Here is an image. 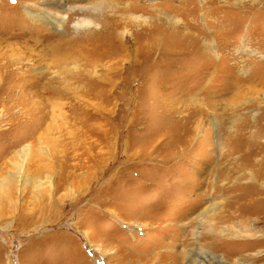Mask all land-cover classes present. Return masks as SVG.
I'll use <instances>...</instances> for the list:
<instances>
[{"label": "rangeland", "instance_id": "obj_1", "mask_svg": "<svg viewBox=\"0 0 264 264\" xmlns=\"http://www.w3.org/2000/svg\"><path fill=\"white\" fill-rule=\"evenodd\" d=\"M91 1L101 12L134 2L115 12L123 23L163 20L149 10L168 9L166 21L184 24L165 40L178 56L168 70L118 74L100 104L86 102L80 70L55 64L59 35L24 22L36 0H0V264H220L211 253L264 264V0ZM193 35L216 57L199 56ZM47 82L62 100L32 112L16 103L51 95ZM222 172L238 186L216 196L230 186Z\"/></svg>", "mask_w": 264, "mask_h": 264}, {"label": "bare ground", "instance_id": "obj_2", "mask_svg": "<svg viewBox=\"0 0 264 264\" xmlns=\"http://www.w3.org/2000/svg\"><path fill=\"white\" fill-rule=\"evenodd\" d=\"M38 1L41 2L39 3ZM230 1L231 0L227 2L230 3ZM251 1L255 3L257 0H251ZM87 2H92V1L91 0H36L35 3H37L38 6L31 7L29 9L26 8L22 12V16L26 20L24 22H33L38 24L47 23L59 35L56 43H54L51 46V51L55 58V64L57 66L62 64L64 65V67L68 66L69 68L71 67L70 65H72L73 67L70 69L80 70V75L83 77L81 80L84 83V90L82 92L81 97L85 99L86 102L96 101L100 104L102 98L107 97V96H103L107 93L106 89L116 84L113 78L118 74L128 73L131 71H135L137 69H140V71L141 70L147 71L153 69L154 72L156 70L162 71V70L170 69V67H168L169 63H167L169 57L173 56L172 59H176L178 55L169 53L167 51L169 49L167 46H165V40L168 38L169 35H175V36L179 35V32L180 30H182L184 24L182 26H176L175 21L177 20L174 21V18L167 19L166 21L165 17L167 16L165 15L169 13L168 9L164 8L165 10H167L166 14L162 11L161 8L157 7V5L155 9L149 10L150 12L153 11L154 13H157L156 15L160 16L163 20L160 19L154 22L149 21L150 23H147L146 21H142L143 23H134V21L130 19L128 23L125 22L123 23L117 18L115 12H120V13L122 12L121 13L122 16H125L126 15L125 12L127 11L132 12L133 9L135 10L133 5L134 2L132 5H130L131 3H129L127 4V6H122V7L120 4H118L115 1L106 2L107 5L112 4L113 5L112 8H114L113 11H109V12H101L99 10L100 8H98L97 5H93V3H87ZM191 2L192 3L194 2L193 4L198 8L200 7L199 5L196 4L195 0H191ZM186 4L187 3H185V5ZM209 7L210 6H204V9H207V11H209L211 9ZM157 10L159 11V13ZM194 10L195 9L193 8V11ZM193 11L191 13L195 14L196 10L195 12ZM192 21H194V18H192ZM24 26H26L27 28L28 23H24ZM196 26L198 27L197 24ZM144 30H147L146 32H149L150 35L148 37L147 36L143 37L142 40L139 42H137L135 38L137 43L133 42L130 45L126 43L128 37H131L132 35L136 36L137 33H138L137 36H141L140 34H142L141 32ZM202 30L203 28H200L199 32L197 30L198 35H202ZM72 32H76L77 35L73 38H70L69 34ZM196 35H193L194 49L196 53H198L199 56L208 57L209 59H212L216 55L215 51L210 46L205 45L203 47L202 44H200L201 39H198V36ZM184 36L185 35H182V37ZM112 47L114 49L113 51H110ZM25 52L30 54L29 53L30 51H25ZM156 61H159L161 64L160 69H155L154 62ZM121 62L124 64H121ZM261 84L263 85L264 81ZM43 89L46 90L45 91L46 94L51 93V95L45 96L43 98H40L38 94L20 96L17 98L16 103L27 104L29 106L28 107L29 109L27 108L28 111L32 112V110H37V107H39L40 109L45 107V105L43 104V99L45 100V102H47L48 105L50 104L54 105L56 98L57 99L60 98L59 100L63 99V97L60 96L59 88L52 87L50 82L44 84ZM65 99L69 100L70 102H74L73 97L65 96ZM262 100L264 102V95H262ZM9 103H13V102L9 101ZM83 105L85 106V104ZM23 114L25 115V112ZM197 128L198 125L193 130V132L196 133ZM244 133L246 134L247 132ZM244 133H242L243 136ZM249 137L250 135L248 134V138ZM29 146L30 145H26L24 148L21 149L22 151H26L23 153L29 154V152H27L31 148ZM232 151L233 149L230 144L228 152L232 154ZM260 175L263 177L264 175L263 172H261ZM220 177H222L223 180L226 183H228V185L230 184V186L227 187L226 189L222 185L216 186V190L213 191L214 195L215 192H216V196H218L217 194L219 193L230 194L231 192L236 191V187L238 186V184L237 183L232 184V182L230 181L231 180L230 174L224 175V173L222 172ZM262 177L261 179L263 180ZM257 179H260V176L258 178H255V181H257ZM257 182H255V185L253 186L258 191L257 188L260 187L258 185L259 184L261 185L262 182L261 183L259 181ZM0 186L4 187L3 184H0ZM233 198H235L234 195H232L230 200L235 201L237 197L235 199ZM212 226H210L209 229L211 235L210 237H207V241H208L207 246L209 247H211L212 245L215 246L216 242L219 241L218 238L216 237V222H213ZM233 230L236 233H239L240 231L237 228V226L233 227ZM220 232L226 233V235L231 233V231L230 232H228V230L226 231L225 227L221 228ZM197 234H198L197 232L193 233V236H195L196 243H198L197 240L198 238H196ZM262 234L263 233H261V235ZM241 236H243L242 233ZM195 248L196 250L201 251L200 245L197 244ZM186 254L188 255V253ZM186 254H184L182 258L185 261L188 258ZM210 255H211L210 260L216 261L217 259L220 264L224 263V262L222 263L220 258L216 257L215 254L211 253ZM194 259H195L194 262H196L197 264H203L201 260H198V257ZM190 261H193L192 257L190 258V260L186 261L185 264H192V262ZM239 264H255V263L243 261L240 262Z\"/></svg>", "mask_w": 264, "mask_h": 264}]
</instances>
